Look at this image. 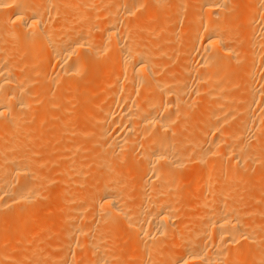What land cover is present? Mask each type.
Wrapping results in <instances>:
<instances>
[{
  "label": "bare ground",
  "instance_id": "6f19581e",
  "mask_svg": "<svg viewBox=\"0 0 264 264\" xmlns=\"http://www.w3.org/2000/svg\"><path fill=\"white\" fill-rule=\"evenodd\" d=\"M188 1L0 0V264H264V0Z\"/></svg>",
  "mask_w": 264,
  "mask_h": 264
},
{
  "label": "rangeland",
  "instance_id": "374dc122",
  "mask_svg": "<svg viewBox=\"0 0 264 264\" xmlns=\"http://www.w3.org/2000/svg\"><path fill=\"white\" fill-rule=\"evenodd\" d=\"M169 1H170V3H171L170 6H169V10H170V8H171V10H173V11H168V8H165L166 6L163 7L165 10H164L162 7L159 8V6H158L159 4H155V5L152 7V8H153L152 11H153V13H156V15L159 14L158 17H160V15L163 16V14H165V16H164V18H165V17L168 15L165 19L168 18V20H171V22L173 21V24H170V25H171L170 27L173 28V30L176 29V31H177V28L180 26V24H181V22H182L181 19H182V20H183V24H181V26L184 27V25L186 24L185 27H184L185 30H184V28H182L183 32H180V31L178 30V33H179V32H180L179 34H182V33H183V34H185V36L187 37V34H186V32H185L186 29H187V26H188L187 24L192 25V23L189 22V21H190V16H191V14H190V13H191V9H190V8L186 9V7H187L186 5H185V8L183 7V4H184V3H187V2H186L187 0H185L184 2H183V0H169ZM173 1H174V2H173ZM189 1H190V0H189ZM189 1H188V2H189ZM176 2H177V3H176ZM176 4H178V5L180 4V5H179V6L177 5L178 7H175ZM156 5H157V7H156ZM181 5H182V9L184 8V9H183V13H188V14H183V13H182V10H179V9H181ZM187 5H188V7H190V4H187ZM160 6H162V5H160ZM179 7H180V8H179ZM157 8H158V9H157ZM160 9H161V10H160ZM166 9H167V10H166ZM176 9H177L178 11H180V12H178ZM162 10H163V12H162ZM185 10H186V11H185ZM90 11H91V13H90ZM90 11H89V13H90L89 15H92V13H93V12H92V9H91ZM155 11H156V12H155ZM175 11H176V12H175ZM160 12H161V13H160ZM174 12H175L177 15L174 14ZM235 12H236V11H235ZM235 12L232 13L234 18H233L232 16H230V17H232V19H235V17L237 18V16H239V13H240V12L238 11L239 13L237 14V16H235L236 14L234 15ZM162 13H163V14H162ZM180 13L183 14L182 17H180V16H181ZM179 14H180V15H179ZM232 14H231V15H232ZM178 15H179V16H178ZM188 15H189V16H188ZM180 18H181V19H180ZM97 19H98V18H96V20H97ZM162 19H163V18L161 17V20H162ZM165 19H164V20H165ZM178 19H180L179 21H181L180 24H179V22H177ZM201 19H202V20H200V21H202V22H203V20L205 21V19H203V18H201ZM215 19H216V18H215ZM232 19L230 18L229 20H232ZM217 20H218V19H216L215 21H217ZM165 21H166V20H165ZM218 21H219V20H218ZM98 22H99V21H98ZM162 22H164V21H162ZM175 22H176V23H175ZM152 23H153L154 27H153ZM155 23H156V22H155ZM230 23H231V22H230ZM230 23H229V25H230ZM146 24H147V23H145V27H146V28H147L148 26L151 27L150 29H152V34H149V33H151V32H149V33L145 32V33H142V35H140V37L143 36V37L141 38V40H142L144 43L149 44V43L153 42L152 40H154V39H158V38L160 39L161 36L164 34L163 31H161L163 34H162V33H161V34L159 33V31L161 30V28H160L158 25H156V27H155L154 22H148V24H149V25L147 24L148 26H147ZM156 24H157V23H156ZM175 24H176V25H175ZM177 24H178L179 26H177ZM151 25H152V26H151ZM159 25H160V24H159ZM232 25H233V24H232ZM160 26H161V25H160ZM181 26L179 27L180 30H181ZM230 26H231V25H230ZM157 27H158L159 31H158V30L155 31V28L157 29ZM174 27H176V28H174ZM148 29H149V28H148ZM182 30H181V31H182ZM154 31H155V33L158 32V34H159L160 37L156 36V37H157V38H156V37H155L156 34H153ZM176 31H175V32H176ZM144 34H145V35H144ZM147 34H148V35H147ZM158 34H157V35H158ZM149 35H150V36H149ZM153 35H154L155 38L153 37ZM180 36H181V35H179V36L177 35V37H179V38H180ZM182 36H183L184 38H183ZM182 36H181L182 38H180L179 40L184 39V41H185V38H186V37H185L184 35H182ZM147 37H148V38H147ZM151 37H152L153 39H151ZM177 37H176L177 40L175 39V42H174L175 44H178V42H179ZM145 38H146V39H145ZM144 40H145V41H144ZM146 40H147L148 42H147ZM154 41H155V40H154ZM184 41L182 42V44L184 43ZM180 42H181V41H180ZM180 42H179V46H180ZM179 48H181V47H179ZM179 50H180V49H179ZM175 54H176V53H175ZM102 59H103V58H102ZM102 59H101V60H102ZM106 60H108V59H106ZM106 60L103 59V62L106 61ZM108 61H110V60H108ZM108 61H107V62H108ZM77 105H78V104H77ZM198 107H199V110L201 111V110H202V108H200L201 105H200V106L198 105ZM90 108H91V105H87V106H79L78 108H76V111H77V112H80L79 114L77 113L78 115L85 117V116H89V115H90V112L86 113V111H87L88 109H90ZM77 109H78V110H77ZM199 110H198L197 114H198V113H199V114L202 113V111H201V113H200ZM193 111H194V110H193ZM196 111H197V109L195 110V112H196ZM195 112H192V113L190 112V113H191V115H192V114L194 115ZM72 113H73V112H72ZM74 114H75V111H74ZM202 114H204V112H203ZM191 115L189 114V115H188L189 118H187V119H191ZM195 115H196V113H195ZM187 119H186V120H187ZM235 119H236V118H234V120H235ZM236 120H237V119H236ZM187 131H188V130H187ZM192 131H193V130H191V131H189V132L192 133ZM194 131H197V132H198V130H194ZM36 132H37V131H36ZM36 132H34L33 135H35ZM184 132H186V130H185ZM189 132H188V133H189ZM197 132H196V134H197ZM188 133L186 132L185 135L183 134V136H186V134H187V136L189 135V137H192V134H191V136H190V133H189V134H188ZM194 133H195V132H194ZM180 136H182V135H180ZM187 136L184 137V138H185V139L188 138V139L192 140L191 138H189V137H187ZM258 144H259V142H258ZM45 148H46L47 150H46ZM41 150H42V151H41ZM37 151H38V152H37ZM40 151H41V152H40ZM44 151H45L47 154H45ZM42 152H43V153H42ZM41 154L43 155V157H42ZM44 154H45V157H46V156H50V157H51L50 152H49V150H48L47 147L40 146V147H37V148H36V154H35V157H36V158H39V156L41 155L40 159H43V158H44ZM48 154H49V155H48ZM84 154L86 155V153H84ZM36 155H38V156H36ZM85 155H84V157H83V156L81 157L82 159H80L79 162H78V161H77V162H74V165H75V166H77V165H82V164L84 163L83 159H85ZM52 156H53V154H52ZM54 156H55V155H54ZM56 157L58 158V161H59V162H60V160H61V162H62L63 159H64V157H59L58 155H57ZM132 157H133V156H132ZM61 158H62V159H61ZM128 158H129V157H128ZM123 160H124V159H123ZM123 160H122V163L125 161V162L123 163V164L125 165L127 159L124 160V161H123ZM131 160H132V159L127 160V165L130 164V163L128 164V162H129V161L131 162ZM80 162H81V164H80ZM71 163H72V164H71ZM71 163H70V165H71V167H73V162H71ZM86 163H87V160L85 161V164H86ZM122 163H121V164H122ZM70 165H69V166H70ZM83 165H84V164H83ZM51 170L53 171L54 169L52 168ZM49 171H50V170H49ZM49 171L47 172L48 174L46 173V175H45V177H44V180H43V183H42V192L40 193V195L38 196V198L35 200V204L33 205V209L35 210V212L37 211V212H36V215H37L36 217H37V219H36V217H35V218H34V219H35L34 222H35V228H36V229L38 228V230H41V229H43V230L51 229L52 226H53V224L55 223V222H54L55 220L58 221L59 219H62V218L66 215V213H70V210H68L67 212H65V211H59V200H57V201L55 200V199L57 198V195H55V193H56L57 191H59V189L61 188V183H62V185H63L64 183H63L62 181H59V179L55 180V178H56V177H55V176H56V175H55V171H54V172L51 171L50 173H49ZM125 173L128 174L127 172H125ZM46 177H49V178L52 177V178H54L55 181H54V180H52V181L45 180ZM58 181H59V182H58ZM58 184H60V185H58ZM55 186H56V187H55ZM58 188H59V189H58ZM43 189H45V190H43ZM53 189H54V190L57 189V191H56V192H53ZM49 190H50V191H49ZM50 192H51L52 194H51ZM53 193H54V194H53ZM57 193H58V192H57ZM57 193H56V194H57ZM259 193H260L261 195H264V193H261V192H259ZM260 194H256V195H254V197H256V196L259 197ZM54 195H55L56 197H55ZM53 196L55 197V199H53V198H54ZM254 197H253V198H254ZM258 197L255 198V202H254V203H253L254 200L252 201V203H251L252 206L250 205V208H251V209L249 208L250 210H252L253 208L257 207V206H255V204L258 205V204L256 203L257 201H258V203H261V201H263V197H264V196H263L261 199H260L261 196H260L259 198H258ZM57 199H58V198H57ZM258 199H260V200H258ZM54 201H55V202H54ZM259 201H260V202H259ZM52 202H53V203H52ZM55 203H57V204H55ZM53 205H54V207H52ZM53 208H56V209H53ZM52 209H53V212H52ZM260 211H261V210H260ZM260 211H259V212H260ZM259 212H257V216H258V218H259V217L261 218V217H262V216H261L262 214H261V215H258ZM54 213H55V214H54ZM56 213H58V215H57ZM38 214H39V215H38ZM40 214H41V216H42V215H44V216H42L41 218H39V217H40ZM255 214H256V213H255ZM34 216H35V215H34ZM57 217H58V218H57ZM255 217H256V216H255ZM56 218H57V219H56ZM179 218H180V217H179ZM51 222H52L53 224H51ZM177 222H179V220H178ZM49 225H50V226H49ZM51 225H52V226H51ZM121 225H122V224H121ZM123 225H124V224H123ZM123 225H122V227H123ZM125 226L127 227V225H125ZM125 226H124V227H125ZM44 227H45V229H44ZM46 227H47V228H46ZM48 227H50V228H48ZM122 229H123V230H122ZM121 230H122L123 233L126 232L124 228H121ZM126 230H129V229H126ZM122 232L120 231V233H118V234H119L118 236H121L120 234L123 235ZM127 232H129V231H127ZM125 234H126V233H125ZM130 234L132 235L131 231L129 232V235H130ZM108 235H110V234H108ZM129 235H128V236H129ZM131 235H130V236H131ZM125 236H126V237H125ZM125 236H124V240H126L127 237H128L127 235H125ZM122 237H123V236H122ZM122 237H121V238H122ZM128 238H129V237H128ZM34 239H35L34 241H37V237H35ZM41 243H43V242H41ZM41 243H40V244H41ZM126 243H128V242L126 241L125 243H123L125 249H127V248H128V245H129V243H128L127 245H126ZM43 244H45V242H44ZM43 244H41L40 246L43 247V246H44ZM5 245H6V247L9 246V244H6V243H5ZM7 245H8V246H7ZM47 246H49L50 248H55L54 251H53V249L50 250V248H49V250H50L51 253H52V251H53V254H52V255H55L56 253L61 252V251H63V249H64V245H61V246H59V247H57V246L55 247V245L50 244V245H45L43 248H41V249H40V252H42V251H43V252H44V251L46 252V247H47ZM51 246H52V247H51ZM30 247H31V245H30ZM47 249H48V248H47ZM57 250H58V251H57ZM56 251H57V252H56ZM54 252H56V253L54 254ZM46 253H47V252H46ZM48 253H49V251H48ZM49 254H50V253H49ZM71 256H72V254H71ZM71 256H70V257H71ZM70 257H69V258H70ZM71 258H73V257H71ZM47 264H48V263H47ZM49 264H50V262H49Z\"/></svg>",
  "mask_w": 264,
  "mask_h": 264
}]
</instances>
